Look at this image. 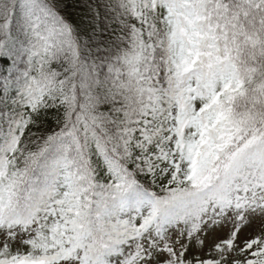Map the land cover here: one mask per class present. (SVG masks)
I'll use <instances>...</instances> for the list:
<instances>
[{
    "label": "snow or ice",
    "instance_id": "obj_1",
    "mask_svg": "<svg viewBox=\"0 0 264 264\" xmlns=\"http://www.w3.org/2000/svg\"><path fill=\"white\" fill-rule=\"evenodd\" d=\"M0 264H264V0H0Z\"/></svg>",
    "mask_w": 264,
    "mask_h": 264
}]
</instances>
